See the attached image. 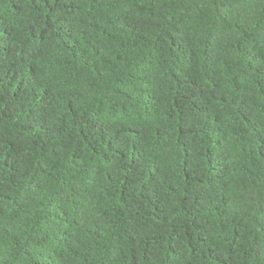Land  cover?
<instances>
[{
  "label": "trees",
  "instance_id": "1",
  "mask_svg": "<svg viewBox=\"0 0 264 264\" xmlns=\"http://www.w3.org/2000/svg\"><path fill=\"white\" fill-rule=\"evenodd\" d=\"M0 264H264V0H0Z\"/></svg>",
  "mask_w": 264,
  "mask_h": 264
}]
</instances>
